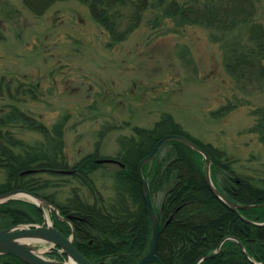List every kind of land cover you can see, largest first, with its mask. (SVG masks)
Returning a JSON list of instances; mask_svg holds the SVG:
<instances>
[{
    "label": "trees",
    "instance_id": "1",
    "mask_svg": "<svg viewBox=\"0 0 264 264\" xmlns=\"http://www.w3.org/2000/svg\"><path fill=\"white\" fill-rule=\"evenodd\" d=\"M21 1L27 11L42 16L52 5L66 0ZM75 1L87 7L92 20L116 44L139 28L147 11L172 19L178 26H199L220 32L222 37L244 30L247 42L231 45L225 70L242 89L264 88V24L254 20L257 11L254 0ZM19 86L12 99L16 100L24 89ZM28 93L36 97L33 87H29ZM252 115L256 118L252 132L264 145V108L255 109ZM15 128H27L47 140L28 145L14 134ZM133 131L135 135L127 139L123 150L113 158L117 162L111 172L113 195L106 198L91 179V173L100 167L95 156L87 155L68 165L63 153L62 120L47 127L12 105L0 115V169L6 172L0 183V195L22 189L52 204L63 218L59 220L51 212L54 227L65 237L73 234V245L91 263L136 264L151 239V222L137 165L163 135H182L209 155L214 188L239 207L240 216L209 188L204 157L179 141H169L142 168L160 223L156 256L162 264H194L219 247L217 255L199 264H264V171L249 174L237 171L234 161L224 152L185 134L169 114H163L151 129L134 127ZM27 170L35 172L21 174ZM43 174L69 178L77 187H70L66 198L57 201L54 193L44 192L53 184L39 177ZM42 223L41 209L31 202L9 200L0 204V229ZM48 257L67 260L58 250ZM0 264L25 263L12 255H0Z\"/></svg>",
    "mask_w": 264,
    "mask_h": 264
},
{
    "label": "rangeland",
    "instance_id": "2",
    "mask_svg": "<svg viewBox=\"0 0 264 264\" xmlns=\"http://www.w3.org/2000/svg\"><path fill=\"white\" fill-rule=\"evenodd\" d=\"M254 1V20L264 24V0ZM157 15L145 12L139 28L116 44L75 0L57 2L42 16L21 0H0V115L15 105L47 127L62 120L71 166L87 155L115 158L134 127L151 129L169 114L185 134L224 152L237 171H264V145L252 132L264 88L242 89L225 70L231 45L246 44L245 31L222 37ZM18 86L24 89L15 100ZM29 87L36 97L27 94ZM12 131L28 145L46 139L27 128ZM113 166L101 164L91 173L106 198L113 195ZM5 175L0 169V183ZM39 177L53 184L44 192L57 201L77 187L69 178ZM29 245L42 255L49 249L42 242Z\"/></svg>",
    "mask_w": 264,
    "mask_h": 264
},
{
    "label": "water",
    "instance_id": "3",
    "mask_svg": "<svg viewBox=\"0 0 264 264\" xmlns=\"http://www.w3.org/2000/svg\"><path fill=\"white\" fill-rule=\"evenodd\" d=\"M169 141H179L184 144L189 149L195 150L200 153L206 163V181L213 192V194L223 203H225L233 212L239 215L238 206L231 203L223 195H221L213 186L210 179V157L202 150L199 146L194 144L192 141L187 139L182 135L167 134L163 135L153 146L150 153L142 159L137 165V176L142 187L143 200L146 206V210L151 222V239L149 247L144 254V256L136 264H162L159 258L156 256V246L158 241V236L160 232V223L156 215L154 206L151 201L150 190L148 186L147 179L142 174V168L152 162V160L157 155L159 149ZM97 164L105 163H116V161L111 159H103L96 161ZM34 170H27L22 174L33 173ZM68 173V172H63ZM21 197L26 198V200L34 203L43 212L44 223L41 226H14L8 229H0V255H12L25 264H65V262L51 261L44 258L41 254L37 253L34 248L29 245L30 242H42L50 245V249H59L66 257V263L72 264H93L88 261L83 255L73 245V235L70 237H65L60 233L48 219L43 211V206L52 208L55 212L57 218L62 220L58 215V211L55 207L48 204L43 199L38 196L21 189H15L0 195V204L13 199H20ZM240 216V215H239ZM241 246V245H240ZM219 253V247L217 250L207 257H202L198 259L194 264H199L200 262L212 258Z\"/></svg>",
    "mask_w": 264,
    "mask_h": 264
},
{
    "label": "bare ground",
    "instance_id": "4",
    "mask_svg": "<svg viewBox=\"0 0 264 264\" xmlns=\"http://www.w3.org/2000/svg\"><path fill=\"white\" fill-rule=\"evenodd\" d=\"M67 264H72V263H67Z\"/></svg>",
    "mask_w": 264,
    "mask_h": 264
}]
</instances>
